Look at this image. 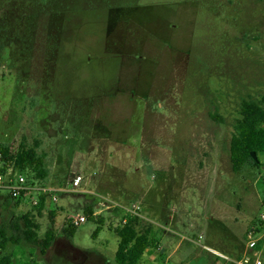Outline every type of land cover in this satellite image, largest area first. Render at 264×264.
<instances>
[{"label":"rangeland","instance_id":"rangeland-1","mask_svg":"<svg viewBox=\"0 0 264 264\" xmlns=\"http://www.w3.org/2000/svg\"><path fill=\"white\" fill-rule=\"evenodd\" d=\"M263 97L264 0H0V144L38 142L60 191L45 209L0 192L8 236L26 215L39 239L57 234L45 257L6 253L117 264L134 209L151 229L139 264H224L203 246L242 257L264 213V153L235 172L230 146L242 102Z\"/></svg>","mask_w":264,"mask_h":264},{"label":"trees","instance_id":"trees-1","mask_svg":"<svg viewBox=\"0 0 264 264\" xmlns=\"http://www.w3.org/2000/svg\"><path fill=\"white\" fill-rule=\"evenodd\" d=\"M241 118L235 125V134L231 140V163L235 172L246 167H259V159L255 160L253 153H264V97L261 100H244L241 104ZM217 118V117H216ZM40 144L33 146L21 143L17 148L0 144V164L2 173L12 168L25 173L29 179L45 180L48 176L46 155L40 154ZM20 202L17 203L19 205ZM43 209V206L39 207ZM88 218L94 219L93 210L86 211ZM56 214L50 212L51 222L54 224ZM142 219L138 216L128 215L126 224L116 229L120 242L116 253L117 264H139L140 259L151 247L150 228H141ZM40 230L29 215L24 216V226L15 225L13 233L8 236L5 227L0 228V264H17L14 257L6 253L9 243L19 246L22 243L40 248L45 257L53 247L57 234L54 227L48 229L44 239L38 238ZM76 227L73 225L64 229V234L72 237ZM28 264H38L31 260Z\"/></svg>","mask_w":264,"mask_h":264},{"label":"built area","instance_id":"built-area-1","mask_svg":"<svg viewBox=\"0 0 264 264\" xmlns=\"http://www.w3.org/2000/svg\"><path fill=\"white\" fill-rule=\"evenodd\" d=\"M82 182L83 178L77 176L73 180L71 191L78 192ZM0 192H7L11 199L20 202L22 205L34 209L43 206V209H45L48 202L56 205L58 198L55 193L60 191L45 186L43 180L29 179L22 173L15 174V170L10 168L7 172H0ZM102 198L100 204L102 206L105 205V202L113 203L110 199ZM126 210L129 215L141 217L134 209ZM86 220L85 217L71 219V225L77 227L85 223ZM123 222L126 224V219ZM203 248L223 260L224 264H264V213L259 222L249 228L246 234V250L242 257L233 258L210 247L203 246Z\"/></svg>","mask_w":264,"mask_h":264},{"label":"water","instance_id":"water-1","mask_svg":"<svg viewBox=\"0 0 264 264\" xmlns=\"http://www.w3.org/2000/svg\"><path fill=\"white\" fill-rule=\"evenodd\" d=\"M252 156L255 160H258L256 153H253Z\"/></svg>","mask_w":264,"mask_h":264},{"label":"crops","instance_id":"crops-1","mask_svg":"<svg viewBox=\"0 0 264 264\" xmlns=\"http://www.w3.org/2000/svg\"><path fill=\"white\" fill-rule=\"evenodd\" d=\"M98 204H96V208L98 209ZM94 214L96 215V213L94 212ZM245 250H246V247H245V249H244V252H245Z\"/></svg>","mask_w":264,"mask_h":264}]
</instances>
